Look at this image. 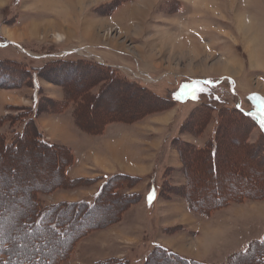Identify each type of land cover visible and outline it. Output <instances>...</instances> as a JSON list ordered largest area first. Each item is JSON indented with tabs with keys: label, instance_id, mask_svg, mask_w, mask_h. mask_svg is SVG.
Returning a JSON list of instances; mask_svg holds the SVG:
<instances>
[{
	"label": "rangeland",
	"instance_id": "1",
	"mask_svg": "<svg viewBox=\"0 0 264 264\" xmlns=\"http://www.w3.org/2000/svg\"><path fill=\"white\" fill-rule=\"evenodd\" d=\"M0 28V60L15 59L38 69L68 56L85 61L79 67L88 72L56 69L57 65L49 67V74L42 70L40 120L47 123L51 142L75 147L66 171L70 179L100 174L102 180L41 194L44 201L91 198L114 174L144 179L124 178L121 190L128 196L105 199V207L97 208L113 218L75 241L57 264H100L118 258H126L128 264L180 263L165 255H154L148 262L162 244L194 261L228 264L264 237V199L233 201L210 214L199 209L229 189L256 190L264 180V0H0ZM94 64L113 68L118 76L148 90L120 84L118 77L110 78L108 70ZM83 83L91 85L87 87L97 98L92 96L82 123L99 126L106 118L100 135L77 126L73 106L61 113L50 111L67 97L62 85L72 86L66 88L70 93ZM37 89L31 84L20 90L0 88V116L11 113V107H31ZM125 93L128 98L118 104L117 96ZM204 100L217 104V109L201 104ZM114 116L119 119L113 121ZM218 123L222 149L218 174L211 176L209 157L196 158L185 147L182 153L180 142L204 148ZM48 125L60 129L50 133ZM86 136L94 140L87 142ZM116 145L119 159L106 151ZM32 152H18L19 158H13L6 151L0 157V237L12 244L10 264L55 261L72 235L69 230L60 232L67 238L60 239L44 221L32 224L28 218L33 189L60 174ZM254 166L258 175L253 188L242 179L250 177ZM15 167L23 174L13 177ZM227 171L239 178L228 177ZM216 187L218 193L210 197ZM76 226L82 228V223Z\"/></svg>",
	"mask_w": 264,
	"mask_h": 264
},
{
	"label": "trees",
	"instance_id": "2",
	"mask_svg": "<svg viewBox=\"0 0 264 264\" xmlns=\"http://www.w3.org/2000/svg\"><path fill=\"white\" fill-rule=\"evenodd\" d=\"M70 56V55H69ZM76 59V58H75ZM58 61V62H57ZM85 61H82L80 59H70L68 56L65 58V60L59 61L57 59L54 62H50L48 66H44L43 68L36 69L33 67H28L24 63L17 61L15 59H3L0 60V88H6V89H15L20 90L24 87L29 86L30 84L34 87H37L34 94V102L31 107H11L12 112L0 117V157L4 152H10V156L13 158H19L17 156L18 152H28V151H36V154L41 156L42 158H45L44 155L47 156V158H50L52 163L50 162V165L54 168L60 171V174L58 175V179L56 181L52 180V182H48L45 185L42 184L39 187H36L32 191L33 195V210L29 212L28 218L31 220L32 224H38L44 221L46 223L47 228H49L53 235L57 234L58 236L61 235L60 232H65L66 230L72 231V235H70L69 244L65 246L64 251L57 255V259L55 261H48L46 262L48 264H57L59 261H61L63 258L66 257L67 253L70 251L71 247L77 241L79 238H82L84 235L90 233L91 231L99 228L104 221L109 220L110 218L108 215L102 219L101 215L99 214L97 208L103 209L105 199L107 201H112L114 199L119 198H125L128 195L123 194L121 187H124L126 185V182H124V178L128 180H134V181H142L144 180L141 177L126 175V174H116L112 175L109 178H107L103 185L100 186L98 192L92 196L91 198L85 199L80 202H61L58 204H47L44 199L42 198L41 194L53 192L56 189H68L73 190L76 188H84L89 187L97 183L98 181L102 180V178H96V179H90V178H79V179H70L66 175V171L68 167L70 166V163L74 161V153L73 151L64 146L57 143L51 142L48 137L46 136L43 128L40 125V107L42 100L39 97V91H40V85L38 83V76L40 75V72L42 70L48 69V74L52 70L49 69L52 65H57L56 69H72L76 68L78 69V73L83 74L84 68L79 67L80 63H83ZM90 64L89 62H86V65ZM95 65V64H94ZM97 68L104 69V72L108 70L110 72V78L118 77L117 80L120 84L123 83V85H127L128 87H135L138 90L141 89L140 85L136 84V82L127 81L122 76H118L116 73V70L113 68H106L102 67L100 65H95ZM116 69V68H115ZM82 72V73H81ZM88 73V72H87ZM86 72L84 74H87ZM109 74V73H108ZM96 75L97 71H96ZM112 75V76H111ZM117 75V76H116ZM109 78V79H110ZM105 79V78H101ZM108 82H110L108 80ZM106 81H103L101 84L103 85L105 83V86H108L109 83ZM107 84V85H106ZM89 85L88 87H90ZM68 85H62V88H64L65 93L67 95L66 99L63 102H58L54 109H51L50 111L54 113H61L62 110L68 109L69 107L74 108V118L77 122V126L80 129H83L85 132L89 133L90 135H100L104 132V125L107 123L106 118L103 119L102 122H100L99 126L96 129H87V127L82 123V117L83 115L82 110L89 107L90 109V101L93 97L97 98L95 94L93 93V90L88 89V87L84 88L83 90H72V92L67 93V89H71ZM67 88V89H66ZM144 90L146 88H143ZM141 89V90H143ZM148 90V89H147ZM145 90V91H147ZM150 91V90H149ZM102 93V92H101ZM149 93V92H148ZM155 94V93H154ZM156 95V94H155ZM93 96V97H92ZM102 96V94L99 95V97ZM170 102H173V100L165 99ZM201 104H204L206 107H210L211 109L215 107L217 109V104L212 103L211 101H200ZM198 102V103H200ZM92 104V103H91ZM89 109L87 111H89ZM85 110V111H86ZM237 110L240 111V108L238 107ZM49 111V110H48ZM49 111V112H50ZM243 115L247 118L252 117L250 114L243 112ZM109 119V118H108ZM114 119V120H113ZM115 116L112 118L113 121H115ZM257 119V118H256ZM111 120V119H110ZM258 121V120H256ZM81 122V124H80ZM220 123H218L217 127V133L214 137L209 139L208 143L205 145L204 148L198 149V147L191 146L186 142H180L182 147L181 152H185L182 148H187L188 150L191 149L194 156H201L206 155L209 157L210 163H208L210 167V174L211 176H216L218 174V168H219V151L222 149L220 142V136L222 135ZM200 130V129H199ZM243 144L246 148V144L243 141ZM25 146V147H24ZM250 146L252 149H256V145H247ZM243 147V145H242ZM24 148V149H23ZM29 148V149H28ZM32 148V150H31ZM244 149V148H243ZM250 154V153H248ZM46 159V158H45ZM44 161V160H43ZM187 163L186 161H184ZM200 162L202 163L201 159ZM238 163V162H237ZM234 166L235 163L233 164ZM257 166H254L250 169V177H244L242 179V182H246L249 186L254 185V177L258 175ZM3 168L1 166L0 161V173L2 172ZM18 167H15L11 170L12 176L16 177L17 175L23 174L21 171H18ZM228 177L231 175L232 178L238 179L239 177L235 174L229 173L227 171ZM230 174V175H229ZM230 176V177H231ZM121 179V180H120ZM262 179V178H261ZM1 182V181H0ZM123 182V183H122ZM210 182V181H209ZM257 184V183H256ZM230 192L222 197H215V201L211 203L206 208H199L201 209V214H210L212 210H219L225 207H228L227 205L231 202H240L242 203L245 201V199H264V180H260L258 186L256 187V190H242L240 192H234V190L229 189ZM219 189L216 187L214 188L211 193L210 197L214 196L213 194L218 193ZM190 197H193V195L189 193ZM137 197V196H136ZM136 197L133 196L132 200H136ZM193 200V199H191ZM198 209L199 206H196ZM99 214V215H98ZM98 215V218L95 216ZM85 218H88L85 220ZM100 218V219H99ZM82 223V228L77 227L76 224ZM47 232V231H46ZM61 235L60 239H65ZM67 239V238H66ZM12 249V244L10 243L8 237L1 238L0 237V264H10L11 262V255L9 254V251ZM154 255H165V256H173L170 261L173 263L175 260H181L180 263H183L182 261H185L187 264H206L203 262L194 261L189 258H185L183 256H180L176 253H173L171 250L158 246L151 252V254L148 256L150 262V258H152ZM40 257V256H39ZM232 261H230L228 264H264V237L261 240H257L252 243V245L245 250L244 252H241L240 254H236L232 257ZM38 264L44 263L41 258L39 259ZM147 261V260H146ZM100 263V262H99ZM129 261L126 258H118V259H110L108 261H102L100 264H128ZM147 263V262H146ZM145 263V264H146ZM176 262V264H180Z\"/></svg>",
	"mask_w": 264,
	"mask_h": 264
},
{
	"label": "crops",
	"instance_id": "3",
	"mask_svg": "<svg viewBox=\"0 0 264 264\" xmlns=\"http://www.w3.org/2000/svg\"><path fill=\"white\" fill-rule=\"evenodd\" d=\"M1 29V28H0ZM17 40V39H16ZM88 52V51H87ZM59 57V61H61V60H65V58H66V56L65 57H60V56H58ZM65 112L66 111H64L62 114H60V115H64L65 114ZM5 115H7V113L6 114H4V116ZM0 117H2V116H0ZM44 119H42V120H40V125H41V127L44 129V132H45V130H47L46 129V125H47V123H44ZM59 124H61V123H59ZM48 127H49V129H48V131L50 132V133H53L54 132V130L53 129H60V127H58V126H53V127H51L50 125H48ZM64 130H66V129H64ZM73 131L75 132H77V129H73ZM49 133V134H50ZM69 133V132H68ZM46 134V133H45ZM48 135V134H47ZM46 135V136H47ZM107 135V134H106ZM105 135V136H106ZM108 136V135H107ZM48 137V136H47ZM50 137H48V139H49ZM86 139H87V142H89L90 140H94V139H91L89 136H86L85 137ZM51 139V138H50ZM52 140V139H51ZM107 141H110V139L108 140V139H106V142ZM64 144V146H66V147H68V148H70L72 151H73V153H76L75 152V147L73 146V145H70V144H67V143H63ZM117 144V143H116ZM105 145V144H104ZM105 146H107V144L105 145ZM118 145H116V148H115V150H112V152H109L108 150H107V148H106V151L108 152L107 154H108V156L109 157H113V156H116V158L117 159H119L120 158V154H119V147H117ZM103 147V146H102ZM101 147V148H102ZM100 148V149H101ZM100 151V150H99ZM103 151H105L104 149H103ZM101 154V153H100ZM118 156V157H117ZM85 159H87V157H84ZM114 175H116V174H114ZM126 175H128V174H126ZM102 176L103 175H100V174H95L94 176H92L90 179H96V178H102ZM139 177V176H138ZM80 177H78L77 179H79ZM82 178V177H81ZM84 178V177H83ZM89 178V177H88ZM99 190V189H98ZM98 192V191H97ZM161 247H164V248H167V249H169V250H171L170 249V247H168L167 245H164V244H162V246ZM172 251V250H171ZM172 252H174V251H172ZM176 254H178V252H175ZM178 255H180V256H182V254H178ZM186 257V256H185ZM199 262H202V261H199Z\"/></svg>",
	"mask_w": 264,
	"mask_h": 264
},
{
	"label": "bare ground",
	"instance_id": "4",
	"mask_svg": "<svg viewBox=\"0 0 264 264\" xmlns=\"http://www.w3.org/2000/svg\"><path fill=\"white\" fill-rule=\"evenodd\" d=\"M62 34H57L56 35V37H57V39H62ZM56 39V38H55ZM89 84H86V83H83L81 86H80V89L82 90L83 88H86L87 86H88ZM121 96L119 97V96H117V101H118V104L121 102V100H122V98H128V95L125 93V94H120ZM123 107V106H122ZM85 110L86 109H83L82 110V115H85ZM107 112V111H106ZM129 112H132L131 111V109L129 110ZM110 113V112H109ZM131 114V113H130ZM132 115H133V113H132ZM87 116V115H86ZM131 116V115H130ZM87 117H84V119H86ZM88 119V118H87ZM90 120V119H89ZM90 123V122H89ZM84 124V123H83ZM87 128L89 127H91L92 125H87V123H85L84 124ZM94 125V124H93ZM93 127V129H96L98 126H97V124L96 125H94V126H92ZM54 130V129H53ZM25 147V146H24ZM24 149V148H23ZM34 153L32 152V154L31 155H33ZM35 154H36V151H35ZM36 156V155H35ZM116 157V156H115ZM118 157V156H117ZM43 159H45V158H43ZM32 161V160H31ZM45 162L46 161H49V162H52L51 161V159L50 158H47V160L45 159L44 160ZM29 163H30V161H29ZM31 164H32V162H31ZM30 165V164H29ZM53 178H54V181H56L58 178L56 177V176H52ZM118 209V208H117ZM101 215V214H100ZM112 215V214H111ZM102 216V215H101ZM105 217L107 216V215H104ZM104 216H102L101 218L103 219L104 218ZM108 217L109 218H113V215L112 216H110V215H108ZM107 218V217H106ZM100 219V218H99ZM108 221V220H107ZM69 244V241L67 240L66 241V244H65V246H67ZM16 247V246H15Z\"/></svg>",
	"mask_w": 264,
	"mask_h": 264
},
{
	"label": "snow or ice",
	"instance_id": "5",
	"mask_svg": "<svg viewBox=\"0 0 264 264\" xmlns=\"http://www.w3.org/2000/svg\"><path fill=\"white\" fill-rule=\"evenodd\" d=\"M261 127L264 128V121L261 122ZM151 199V197H150Z\"/></svg>",
	"mask_w": 264,
	"mask_h": 264
}]
</instances>
